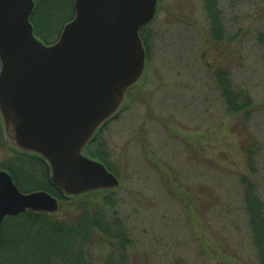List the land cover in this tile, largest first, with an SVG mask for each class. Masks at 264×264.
I'll use <instances>...</instances> for the list:
<instances>
[{
    "label": "rangeland",
    "instance_id": "obj_1",
    "mask_svg": "<svg viewBox=\"0 0 264 264\" xmlns=\"http://www.w3.org/2000/svg\"><path fill=\"white\" fill-rule=\"evenodd\" d=\"M52 2L58 10L37 13L51 31L35 33L49 43L73 15L70 0ZM203 5L159 1L155 19L140 29L144 75L99 131L120 181L117 208L134 240L130 264H256L239 177L248 171L241 144L259 148L255 176L264 200V51L255 38L264 30V3L219 0L218 41ZM226 82L252 98L249 118L226 112ZM11 149L0 135V161Z\"/></svg>",
    "mask_w": 264,
    "mask_h": 264
},
{
    "label": "water",
    "instance_id": "obj_2",
    "mask_svg": "<svg viewBox=\"0 0 264 264\" xmlns=\"http://www.w3.org/2000/svg\"><path fill=\"white\" fill-rule=\"evenodd\" d=\"M33 0H0V121L6 142L40 157L64 197L112 190L119 179L84 154L143 76L140 29L158 0H74L73 18L52 44L33 34ZM46 191L22 192L0 170V224L26 211L55 213Z\"/></svg>",
    "mask_w": 264,
    "mask_h": 264
},
{
    "label": "trees",
    "instance_id": "obj_3",
    "mask_svg": "<svg viewBox=\"0 0 264 264\" xmlns=\"http://www.w3.org/2000/svg\"><path fill=\"white\" fill-rule=\"evenodd\" d=\"M43 1L50 2L44 8L50 12L55 10L52 0H41L38 5ZM258 1L264 3V0ZM70 2L73 11V0ZM203 4L211 35L218 41L224 33L219 0H203ZM236 35H229L228 41H234ZM255 38L264 51V30H258ZM143 43L146 50L145 40ZM262 59L264 64V54ZM228 86L227 82L220 86L226 112L242 113L245 119L249 118L254 104L252 98ZM99 133L91 140L85 154L102 162L112 172L107 163L106 146L98 141ZM241 149L248 170L239 177L241 210L247 222L253 259L256 264H264V200L255 176L259 148L242 143ZM0 170L6 171L20 190H44L59 200V210L55 213L26 211L3 219L0 264H130L129 251L134 240L119 214V202L113 190L66 198L51 185L44 161L15 149L0 161ZM70 203L73 204L70 210L61 216V208Z\"/></svg>",
    "mask_w": 264,
    "mask_h": 264
},
{
    "label": "flooded vegetation",
    "instance_id": "obj_4",
    "mask_svg": "<svg viewBox=\"0 0 264 264\" xmlns=\"http://www.w3.org/2000/svg\"><path fill=\"white\" fill-rule=\"evenodd\" d=\"M34 2H35V7H34L33 12L31 13V15L29 17V21H30V23H31V25L33 27V33L35 35L36 30H39V31H41V32H43L45 34L49 33L51 31L52 25H51V23H50V21L48 19L45 20V21H41L40 23L37 22V19H38L37 13H38V11L41 10V9H44V5L46 3H49V2L48 1H43L42 4H41L42 6L38 5L37 1L34 0ZM56 10H58V9H55V11ZM39 40L42 43H44V44H50L47 40H44V39L43 40L39 39Z\"/></svg>",
    "mask_w": 264,
    "mask_h": 264
}]
</instances>
